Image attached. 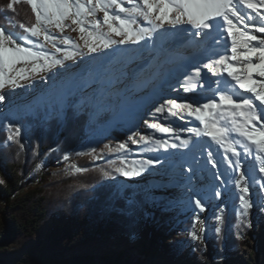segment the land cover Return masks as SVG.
I'll return each mask as SVG.
<instances>
[{"label": "snow or ice", "instance_id": "1", "mask_svg": "<svg viewBox=\"0 0 264 264\" xmlns=\"http://www.w3.org/2000/svg\"><path fill=\"white\" fill-rule=\"evenodd\" d=\"M17 2L19 0H11L5 11L15 12ZM24 2L30 5L35 23L27 27L19 24L23 31L16 33L10 30L16 26L12 18L5 14L10 27L0 24V105L11 102L5 88L14 93L17 88L34 86L31 82L37 76L55 82L57 73L54 70L67 69L64 61L75 62L77 57L83 61L85 55L104 53L105 50L120 54L118 46H140L141 42L147 45V41L152 40L149 56L159 62L153 87L159 92L177 91V95L162 97L158 106L153 105V117L169 120L167 125L147 119L143 120V125L168 135L172 142L136 132L127 137L128 141L152 145L151 151L184 150L179 153L180 163L175 172H165L168 179L159 186L180 189L179 202L187 207L206 212L211 201L221 197L223 188L225 200L238 201L235 206L238 216L246 218L254 207L264 211L261 202L264 196L253 187L258 179L257 166L259 173L264 174V0ZM98 13H102V18ZM184 25L190 27H182ZM53 27L61 33L60 38L51 33ZM66 30L78 32L82 45L64 35ZM18 40L21 42L17 43ZM46 45H51L60 55L42 51ZM205 69L207 72H203ZM177 85L184 93L193 95L181 97ZM136 99L133 92L126 102L132 104ZM10 113L11 109L4 118L7 119ZM189 123L193 126L187 127ZM7 130L6 140L23 148L21 127L10 122ZM182 132L186 133V138L181 137ZM105 148L110 153L129 150L126 142L115 148L105 145ZM94 153L95 149H92L87 154L93 160L101 158ZM175 158L176 153H171L163 160L157 156L132 165L121 160L114 171L126 178L140 177L149 167L163 166L164 161ZM64 159L69 157L64 156ZM72 168L75 173L88 171L76 165ZM103 175L113 178L107 171H103ZM260 179L264 180V177ZM260 187L264 189V183ZM136 195L126 198L129 214L142 206ZM159 199L163 198H157L150 191L143 194L145 203ZM174 203L168 201V205ZM215 218L223 220L220 215ZM191 223V239L201 240L204 222L194 214ZM197 225L201 226L197 228ZM215 231L219 233L221 229L216 227Z\"/></svg>", "mask_w": 264, "mask_h": 264}, {"label": "rangeland", "instance_id": "2", "mask_svg": "<svg viewBox=\"0 0 264 264\" xmlns=\"http://www.w3.org/2000/svg\"><path fill=\"white\" fill-rule=\"evenodd\" d=\"M98 16L102 18V13H98ZM14 24L15 27H10L6 22L4 26L10 27L13 32L22 33L23 30L18 27V24L15 22ZM142 26L146 27L147 25L143 24ZM50 31L58 38L61 37V33L54 27L50 28ZM64 35L70 36L81 45L83 43L79 40L78 32L66 30ZM35 39L33 38V40ZM20 42L17 41V43ZM40 42H42V38ZM152 45L153 41L149 40L147 45L145 42H141L140 46H118L121 49L120 54L105 50L104 53L85 55L83 61L77 57L75 62L64 61L67 69L61 67L54 70L57 73L55 82L41 80L37 76L31 82L34 86L17 88L14 93L8 88L4 89L11 98V102L6 101L5 104L0 105V123H4L6 126L10 122L15 124L24 111H30L38 103L50 104L51 112L57 113L64 111L65 105L71 98L75 99V105H82L90 109L89 136L73 151L75 155L83 152L86 153L84 155L93 159L87 153L95 149L94 154L101 158L94 161L98 163L111 161V167L120 166L121 160L132 165L137 161L157 156L163 160V157L169 156L171 153H176L177 157L164 161L163 166L157 164L149 167L148 171L140 177L126 178L115 173L113 168L112 174L122 184H130L143 192L150 191L154 196L163 194L175 201L172 205H168L167 202L162 206L157 205L156 202L147 203L144 216L145 218L153 217L155 220L153 223L146 221V229L141 235L116 238L108 244L102 243L103 245L100 243V247L102 245V249L105 251L108 247L112 248L109 253L92 254L86 251V247H83L74 251H65V254L61 255L60 252L64 249L54 247L48 238V233L55 223L60 222L59 218H53L42 228L30 246L40 240L41 244L37 248L40 253L57 255L59 258L69 259L84 253L92 254L95 256L96 264H264V211L254 207L249 210L246 218L241 217L235 210L238 201H234L232 224L228 228L225 227L224 220L221 222L215 218L217 215L223 218L227 205L231 202V200H225L223 188H221V197L214 198L211 205L208 206V210L200 213L198 209L189 208L179 202L181 199L180 189L159 186L168 179L164 175L165 172H175L176 166L180 163L179 153L184 150L164 152L163 149H159L151 151L152 145L132 144L131 141H128L127 137L132 132H136L140 135H151L154 139H165L172 142L168 135L154 132L143 125L144 119L167 125L169 120H165L163 117H159V119L153 117L151 114L154 111L153 105L158 106V103L162 102V97L174 98L177 95V91L165 93L159 92L153 87L159 62L149 56ZM41 50L60 55L55 53L51 45H46ZM70 50L75 51V49ZM84 51L86 52V50ZM77 65H79L78 68ZM203 72H207V70L205 69ZM176 87L181 97L193 95V93H184L178 85ZM133 92L138 99L129 104L126 102V98ZM245 95L250 96L251 94L245 93ZM9 109H11V113L5 119V114L9 113ZM177 123L183 124L184 122L177 121ZM186 126L192 127L193 125L189 123ZM117 128L123 129V141L109 138ZM180 135L182 138H186V133L182 132ZM204 139L209 140V138ZM122 142L128 144L127 152L110 153L105 148V145L115 148ZM215 147L214 145L213 148ZM54 153L55 150L47 154L36 169V174L46 169H55L68 164V160L64 159V156H70L68 153L57 160L54 159ZM198 158L203 159L202 157ZM208 167L211 168L210 165ZM184 169H187L186 164ZM185 174L188 173L185 171ZM257 177V183L253 186L254 190L260 196H264V189L260 187L261 183H264V180L260 179L264 177V174L259 173L258 166ZM216 183L219 185L220 182ZM251 191L252 189H250V193ZM131 195L133 194L129 196ZM261 202L264 203V201ZM194 214L199 215L205 227V232L201 234L203 238L196 241L192 240L189 235ZM200 226L197 225V228ZM216 227L221 229L219 233L215 231ZM154 230L159 235L157 237H160L159 245H155ZM28 247L29 245L13 254H0V258L4 260L5 264H16Z\"/></svg>", "mask_w": 264, "mask_h": 264}, {"label": "trees", "instance_id": "3", "mask_svg": "<svg viewBox=\"0 0 264 264\" xmlns=\"http://www.w3.org/2000/svg\"><path fill=\"white\" fill-rule=\"evenodd\" d=\"M9 2L0 0V24L6 23L5 14L18 25L35 23L31 7L24 0L15 4V12L5 11ZM75 104V99L70 98L62 112L52 113L48 103H38L24 111L15 121L16 126L22 127L23 148L6 140L7 126L0 123V254H13L29 245L16 264H96L92 254L59 258L40 253V240L30 246L53 218L60 222L55 223L48 238L54 247L64 249L61 255L95 243L139 236L146 229V221L155 220L144 216L149 202H143V190L115 179L111 161L98 163L87 155L74 154L86 141L91 127L90 109ZM109 138L123 141V129H115ZM54 150L56 160L68 153L70 166L36 174L43 159ZM72 165L88 171L75 173ZM103 171L113 178L105 177ZM134 193L142 206L129 214L126 198ZM155 196L163 198L156 202L160 206L170 200L163 194ZM233 207L231 200L223 217L227 228L234 218ZM155 236V245H159L156 230ZM0 264H5L2 258Z\"/></svg>", "mask_w": 264, "mask_h": 264}, {"label": "bare ground", "instance_id": "4", "mask_svg": "<svg viewBox=\"0 0 264 264\" xmlns=\"http://www.w3.org/2000/svg\"><path fill=\"white\" fill-rule=\"evenodd\" d=\"M182 27H190V26H187V25H184V26H182ZM188 127H190V126H188ZM102 244V243H101ZM105 244V243H104ZM103 245V244H102ZM102 245H101V247H100V243H95V244H91V245H89V246H87L86 248H87V252L88 253H92V254H100V253H105V252H111L112 250V248H107V251H105V250H103L102 249ZM114 248V247H113ZM126 250V249H125ZM133 256V255H132ZM134 259V258H133Z\"/></svg>", "mask_w": 264, "mask_h": 264}]
</instances>
